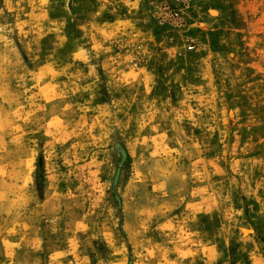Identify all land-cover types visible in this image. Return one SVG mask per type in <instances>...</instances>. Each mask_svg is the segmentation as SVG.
<instances>
[{
	"label": "rangeland",
	"instance_id": "rangeland-1",
	"mask_svg": "<svg viewBox=\"0 0 264 264\" xmlns=\"http://www.w3.org/2000/svg\"><path fill=\"white\" fill-rule=\"evenodd\" d=\"M125 1L0 0V264H264V0Z\"/></svg>",
	"mask_w": 264,
	"mask_h": 264
},
{
	"label": "built area",
	"instance_id": "built-area-1",
	"mask_svg": "<svg viewBox=\"0 0 264 264\" xmlns=\"http://www.w3.org/2000/svg\"><path fill=\"white\" fill-rule=\"evenodd\" d=\"M161 12L163 13V18L166 21L172 22V23H176L179 19L178 17V12L176 9H173L167 5H163L160 8ZM192 46L188 45V49H191Z\"/></svg>",
	"mask_w": 264,
	"mask_h": 264
},
{
	"label": "crops",
	"instance_id": "crops-1",
	"mask_svg": "<svg viewBox=\"0 0 264 264\" xmlns=\"http://www.w3.org/2000/svg\"><path fill=\"white\" fill-rule=\"evenodd\" d=\"M125 3L127 4V6H129L128 7V9H129L128 13H131V11H132L131 7L135 4V2L132 0H126ZM126 19H128V18H126ZM122 30L123 31L125 30V32H127V29H122Z\"/></svg>",
	"mask_w": 264,
	"mask_h": 264
},
{
	"label": "trees",
	"instance_id": "trees-1",
	"mask_svg": "<svg viewBox=\"0 0 264 264\" xmlns=\"http://www.w3.org/2000/svg\"><path fill=\"white\" fill-rule=\"evenodd\" d=\"M39 175H38V180H39V182H40V184H41V182H42V169H41V166L39 165Z\"/></svg>",
	"mask_w": 264,
	"mask_h": 264
},
{
	"label": "bare ground",
	"instance_id": "bare-ground-1",
	"mask_svg": "<svg viewBox=\"0 0 264 264\" xmlns=\"http://www.w3.org/2000/svg\"><path fill=\"white\" fill-rule=\"evenodd\" d=\"M211 12H212V13H215V11H214V10H212Z\"/></svg>",
	"mask_w": 264,
	"mask_h": 264
}]
</instances>
